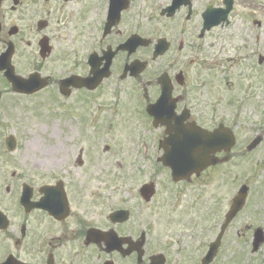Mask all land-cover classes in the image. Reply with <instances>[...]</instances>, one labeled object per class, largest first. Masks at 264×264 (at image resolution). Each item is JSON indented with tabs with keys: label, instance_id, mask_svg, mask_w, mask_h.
Wrapping results in <instances>:
<instances>
[{
	"label": "flooded vegetation",
	"instance_id": "flooded-vegetation-1",
	"mask_svg": "<svg viewBox=\"0 0 264 264\" xmlns=\"http://www.w3.org/2000/svg\"><path fill=\"white\" fill-rule=\"evenodd\" d=\"M247 1L209 27L204 14L228 0H0V264H203L232 204L225 166L241 170L264 150L250 82L261 72L264 86L263 21L232 19ZM15 76L39 89L15 91ZM36 100L46 116L33 114ZM51 116L61 129H47ZM92 118L106 130L84 129ZM196 128L230 129V160L175 181L161 159ZM103 132L144 135V162L91 177ZM113 145L105 153L125 147ZM224 245L210 264H222Z\"/></svg>",
	"mask_w": 264,
	"mask_h": 264
},
{
	"label": "rangeland",
	"instance_id": "rangeland-1",
	"mask_svg": "<svg viewBox=\"0 0 264 264\" xmlns=\"http://www.w3.org/2000/svg\"><path fill=\"white\" fill-rule=\"evenodd\" d=\"M250 1V2H249ZM247 3L249 6H246L244 4L243 7H237L238 12H234L232 19L235 21V23H243L247 22V20H251L250 17L251 13L254 14L252 16H256L257 19H262L263 24L261 27L256 28V33L259 32L260 36L262 37V45L264 46V0H249ZM252 9L255 10V13L251 11ZM251 12V13H250ZM261 45V43H260ZM243 65L238 66L237 68H231L230 71H233L232 74H229L230 77V84L237 83L238 82V76L241 75L244 71ZM241 70V71H239ZM245 72V71H244ZM260 73L256 76L255 72L251 74V81L253 82V90L258 92V97L255 100L256 104L258 105L259 114L264 116V86L261 85V78ZM243 78V77H241ZM240 79V78H239ZM243 83H245V80H242ZM237 90V89H235ZM233 93V89L228 90L227 97ZM257 94V93H256ZM37 100H42L41 98H38ZM35 101L36 104L39 101ZM263 100V101H262ZM51 106H55V104H52ZM232 110V109H231ZM228 113H230L229 108L227 109ZM35 115H43L46 116V110L44 108V103L39 102V106L35 107V112H33ZM106 118V115H105ZM41 119V118H40ZM42 120V119H41ZM264 120V118H263ZM49 124L47 125L48 130H58L61 129V122L55 121V118L51 116L48 118ZM45 122V124L47 123ZM102 121L96 122L95 120L92 121L90 126H85L86 130H92V131H99V127L102 125ZM264 123V121H262ZM34 128L36 130H41L40 122L34 119ZM76 124L73 122L72 124L67 123L66 124V131H73ZM102 135L104 136L99 137L98 140V155L96 156L95 160L93 161V164L90 169V175L94 179H113V178H122L124 174L127 172L128 168L134 169L135 165L137 163H143V157L142 155L138 156L136 155L134 148L136 146V139L135 134L132 133V137L128 138L126 135L123 137L118 134V140L115 141L114 134L112 135V138L109 136L108 132H103ZM109 136V137H108ZM117 142H123L125 144V147L122 151L116 152L115 149L112 150L110 153H105L104 146L105 145H112ZM85 145V144H84ZM264 147V141L261 145ZM251 157L253 159L248 162V164H244V168L238 170L233 165H227L225 167V194L227 197V201L230 202L232 199V196L234 195V188L239 186L242 183H247L248 186H251V202L249 208L241 214L240 218L237 219L236 223L233 225L232 230H230V234L227 238L228 246L227 244V264H239V262L236 260V262L232 263L229 262L232 257L237 258V254L241 255L240 257L244 261H242L240 264H264V244L261 246V248L258 250L259 252L251 253V235L252 232V225L254 226L258 225L261 227H264V150L260 154H253ZM117 162H121L123 165L122 167H119L117 165ZM145 170L147 169V165L144 166ZM143 170V168H142ZM83 173H85V167H83ZM149 171V170H148ZM218 173V172H217ZM216 173V177H217ZM145 176L143 175L142 178ZM209 179H213L212 176ZM95 183H98L96 180ZM254 218V220H253ZM252 223V224H251ZM246 224H248V227L246 228ZM244 231V232H243ZM239 236H237L238 233H241ZM236 234V235H235ZM238 238V241H233L235 237ZM232 241V242H231ZM250 251V252H249ZM248 252V254H247ZM250 259V260H249ZM247 261V262H245Z\"/></svg>",
	"mask_w": 264,
	"mask_h": 264
},
{
	"label": "water",
	"instance_id": "water-1",
	"mask_svg": "<svg viewBox=\"0 0 264 264\" xmlns=\"http://www.w3.org/2000/svg\"><path fill=\"white\" fill-rule=\"evenodd\" d=\"M17 83V81L15 82V84ZM23 89H25L26 91H27V89L26 88H23ZM197 152V150H193L191 153H189V157L192 159V160H194V161H196L197 163H198V167H196V168H192V166L193 165H191V168H182L181 166H179V168H175L174 169V176L175 177H178V178H180V177H182V176H187V175H189L190 173H192L193 171H195V172H199L203 167H205L204 165H206L205 163V159L204 158H202V159H199L200 157H203V155L202 154H198V153H196ZM208 162V161H207ZM181 163H183V164H185V165H187L188 163H189V158H188V156H187V159L186 160H184L183 162H181ZM209 163V162H208ZM245 190L244 189H242V191H240V193L242 194L243 192H244ZM245 194V193H244ZM244 194H243V197H244ZM238 198V199H235V202H234V211L236 210V209H238L240 206H241V204L243 203V201H244V198ZM260 241H262V233L259 231V233H258V242H260Z\"/></svg>",
	"mask_w": 264,
	"mask_h": 264
}]
</instances>
